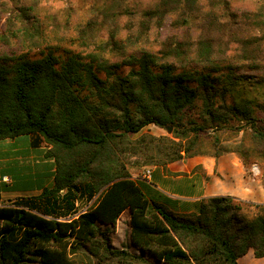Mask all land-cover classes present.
Listing matches in <instances>:
<instances>
[{
  "label": "trees",
  "instance_id": "trees-1",
  "mask_svg": "<svg viewBox=\"0 0 264 264\" xmlns=\"http://www.w3.org/2000/svg\"><path fill=\"white\" fill-rule=\"evenodd\" d=\"M50 1L0 0V140L28 135L55 165L0 204V264H264V202L181 212L132 174L232 152L264 186V1ZM125 211L140 252L112 242Z\"/></svg>",
  "mask_w": 264,
  "mask_h": 264
},
{
  "label": "crops",
  "instance_id": "crops-1",
  "mask_svg": "<svg viewBox=\"0 0 264 264\" xmlns=\"http://www.w3.org/2000/svg\"><path fill=\"white\" fill-rule=\"evenodd\" d=\"M45 147H33L28 135L0 140V204L20 196L38 195L44 187L52 186L55 165L45 157ZM200 158L197 164L203 165L205 173L194 171L196 163L191 170L182 171L180 166L176 169L175 161L166 170L153 167L150 179L143 176L137 180L150 196L181 212L197 211L200 200L211 195H233L264 202L261 182L255 180L252 184L245 178V168L234 153L220 156L217 162L211 156ZM256 260L251 250L238 263L255 264Z\"/></svg>",
  "mask_w": 264,
  "mask_h": 264
},
{
  "label": "rangeland",
  "instance_id": "rangeland-1",
  "mask_svg": "<svg viewBox=\"0 0 264 264\" xmlns=\"http://www.w3.org/2000/svg\"><path fill=\"white\" fill-rule=\"evenodd\" d=\"M264 0H232L234 5L240 6V7H245V6H253L256 4H259L261 2H263ZM45 1H42L41 4L44 5ZM66 4V1H50V3L48 5H52V8H57L60 7L62 5ZM143 133H152V134H156V135H160V134H170L169 131L166 128H160L158 126L155 125H148L147 127L144 128V130L141 132V134ZM235 154V153H234ZM236 155V154H235ZM237 156V155H236ZM200 157H209L207 155H197L194 156L190 159L187 160H178L176 161V164H173V167L176 169L178 166H180V169L183 171L185 170H191L192 165H195L194 171L198 172H204V168L203 165L201 163L197 164V161H200ZM238 157V156H237ZM238 159L240 160V158L238 157ZM227 165H230V161L229 160H225ZM240 162L242 163V161L240 160ZM243 164V163H242ZM244 166V165H243ZM147 168H153V167H146V168H140V169H134L132 170V174L133 177L135 179H138L139 177H143L144 176V171ZM245 170H244V176L246 177L247 180H249L252 184L255 182V180H259L263 186L262 183V166L259 163H254L248 167L244 166ZM215 170H217V168L215 167ZM207 181H209L210 179H206ZM264 187V186H263ZM258 202V201H255ZM91 203V202H90ZM90 203H81L80 204V209H85L87 208ZM129 218H130V214L128 211H125L122 216L120 217V219L117 222V225L115 227V230L112 232L111 237H112V242L114 244L115 247L118 248H126L132 252H136L138 250H136L135 246L132 244L131 238H130V225H129ZM103 228H105V226H103ZM257 260L254 261L253 263L255 264H262V261L258 258H256ZM251 263V261H250Z\"/></svg>",
  "mask_w": 264,
  "mask_h": 264
},
{
  "label": "built area",
  "instance_id": "built-area-1",
  "mask_svg": "<svg viewBox=\"0 0 264 264\" xmlns=\"http://www.w3.org/2000/svg\"><path fill=\"white\" fill-rule=\"evenodd\" d=\"M152 176V169L151 168H147L145 171H144V177H146L147 179H150Z\"/></svg>",
  "mask_w": 264,
  "mask_h": 264
},
{
  "label": "water",
  "instance_id": "water-1",
  "mask_svg": "<svg viewBox=\"0 0 264 264\" xmlns=\"http://www.w3.org/2000/svg\"><path fill=\"white\" fill-rule=\"evenodd\" d=\"M167 130L169 131V133L172 132V127L171 126H167ZM233 264H239L238 262H234Z\"/></svg>",
  "mask_w": 264,
  "mask_h": 264
}]
</instances>
